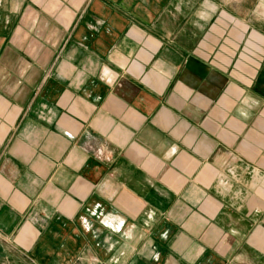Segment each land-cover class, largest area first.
<instances>
[{"label":"crops","instance_id":"obj_1","mask_svg":"<svg viewBox=\"0 0 264 264\" xmlns=\"http://www.w3.org/2000/svg\"><path fill=\"white\" fill-rule=\"evenodd\" d=\"M0 264H264V0H0Z\"/></svg>","mask_w":264,"mask_h":264}]
</instances>
